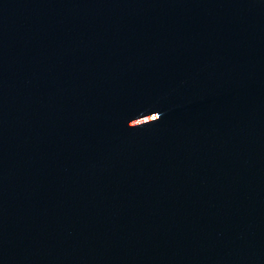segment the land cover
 <instances>
[{
	"label": "water",
	"instance_id": "water-1",
	"mask_svg": "<svg viewBox=\"0 0 264 264\" xmlns=\"http://www.w3.org/2000/svg\"><path fill=\"white\" fill-rule=\"evenodd\" d=\"M0 264H264V0H0Z\"/></svg>",
	"mask_w": 264,
	"mask_h": 264
}]
</instances>
